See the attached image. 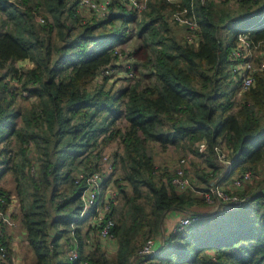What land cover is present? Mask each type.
<instances>
[{
	"label": "trees",
	"instance_id": "1",
	"mask_svg": "<svg viewBox=\"0 0 264 264\" xmlns=\"http://www.w3.org/2000/svg\"><path fill=\"white\" fill-rule=\"evenodd\" d=\"M228 1L180 0L188 13L193 9L198 25L195 42H187L170 28L172 12L179 6L167 0H147L141 15L122 0H111L105 15L84 22L78 12L80 0H0V13L5 14L0 16V79L9 75L17 80L21 96L30 101L21 113V105H13L16 92L1 80L0 179L19 164L15 179L31 183L30 191L18 185L20 209L13 215L25 228L34 254L29 264H264V70L256 71L253 84L238 94L236 77L228 69V52L241 29L235 26V12L259 3L251 16L264 20V0L234 1L233 7ZM246 29L253 41L264 42V23ZM133 34L143 43L121 49L120 55L113 51L116 43ZM56 38L60 44L53 43ZM121 57L126 60V77H133L132 64L141 59L153 81L132 82L116 93L111 87L104 89L111 73L101 71L117 69ZM97 76L100 83H92ZM18 116L22 125H16ZM119 117L126 121L123 129L115 122ZM11 136L21 158L9 164ZM202 140L205 152L198 151ZM115 141L122 154L113 151L110 165L101 167L100 153ZM151 141L162 147L182 141L190 152L204 156L211 175L223 168L212 158L214 146L230 149L231 166L224 173L222 169L219 178L246 170L254 174L237 191L244 197L242 205L221 206L212 213L190 210L192 202L208 204L193 191L172 184L174 170L155 166ZM86 150L89 153L81 156ZM116 155L132 192L126 194L125 184L115 179L125 200L117 211V205L111 206L118 246L114 257H106L98 248V228L86 224L82 230L90 211L80 215L83 182L75 183L73 172L99 171L106 181ZM206 175L205 170L199 179L203 185L194 187L208 189L212 176ZM0 193L5 195L0 213H5L9 191L0 184ZM139 197L152 201L149 213ZM169 208L198 219L169 233L155 253L140 256L138 250L150 236L135 249L128 230L121 229L123 221L131 217L136 224L147 214ZM1 234L4 258L12 264V249ZM74 238L77 256L69 258Z\"/></svg>",
	"mask_w": 264,
	"mask_h": 264
},
{
	"label": "built area",
	"instance_id": "2",
	"mask_svg": "<svg viewBox=\"0 0 264 264\" xmlns=\"http://www.w3.org/2000/svg\"><path fill=\"white\" fill-rule=\"evenodd\" d=\"M111 0H80V7L87 8L89 12L95 17L105 15L108 11V5ZM147 0H122L128 8H132L136 11V14L140 13L145 7ZM172 3H177L179 8L172 12L171 20L178 26L182 27L184 33L182 40L187 42H195V31L198 27L196 21V14L193 9L179 5L180 0H167ZM203 1V0H200ZM231 2L240 0H229ZM260 24L264 23V20L260 19ZM264 42H255L251 39L247 29H239L236 33L234 45L231 46L228 52L229 69L231 74L236 77L237 81V93L247 90L254 82V73L258 70H264ZM113 51L120 55L121 49L114 47ZM102 74L111 73L109 69H103ZM207 144L204 140L198 143V151L205 152ZM214 155L223 164V173L226 172L231 166L233 157L229 154V150L223 147L214 146ZM190 155L182 156L179 158L178 164L174 166V174L170 181L180 190H191L199 195L203 201L211 208H219L228 206L231 209L238 208L242 205L244 197L238 194V190L242 189L244 184L248 183L252 179L253 172L246 170L239 176H234L231 179L230 186H224L219 182H215L208 189H197L192 184L189 177L185 174V168L189 161ZM106 159V156H103ZM35 169L31 166V172ZM73 180L75 183L83 182V187L79 194L81 202L80 215L90 211L88 219H91V224L95 225L98 230L99 243L102 241L116 242L112 228L114 226V219L111 215V206L114 203V199L111 193L103 195L101 193L102 183L104 176L99 171H88L81 168H77L73 172ZM5 200L4 193H0V202ZM8 209V206H7ZM5 213H0V221L3 219ZM198 219V215L183 214L179 220V226H184L192 221ZM1 232V231H0ZM1 234V233H0ZM152 237L145 239L143 244L138 250L140 256L151 255L157 250L154 245ZM102 244V243H101ZM4 248L0 241V258L4 257ZM69 258H76V239H73V247L68 249ZM14 264V262L12 263ZM141 264V263H140Z\"/></svg>",
	"mask_w": 264,
	"mask_h": 264
},
{
	"label": "rangeland",
	"instance_id": "3",
	"mask_svg": "<svg viewBox=\"0 0 264 264\" xmlns=\"http://www.w3.org/2000/svg\"><path fill=\"white\" fill-rule=\"evenodd\" d=\"M237 5L235 2H227V6H235ZM258 6L259 3H257V5L255 4H250L248 8H242L243 10L240 12H235V17L237 19H239L235 26H237L238 28L241 29H246L252 25H254L255 22H259L256 21V18L254 16H251L253 13H255L258 10ZM79 12V11H78ZM80 15L82 16V21H88V20H92V13L89 12L87 10V8H83L80 7ZM262 13V12H261ZM64 14H66L64 12ZM141 15V12L138 13ZM260 14V12H258L256 15ZM137 15V14H136ZM0 16L2 17V19L4 18L5 14L0 13ZM1 20V19H0ZM133 24H130L128 28L133 29ZM177 26V25H176ZM172 23L170 24V28L173 31L174 35L176 36L177 39L182 40V35L184 33V30L180 27L177 26L176 27ZM6 28H10L11 26L9 24L5 25ZM56 26L53 27L52 31L53 33L55 32ZM224 32V31H223ZM54 44H60V41L56 38L55 41H53ZM142 40L139 39V37L136 34H133L132 37H130L129 39H125V41H122L120 43H116V45H114V47H118L119 49H123V50H129L132 49L140 44H142ZM264 49V48H263ZM132 61V59H131ZM119 63L121 64V66H119L117 69H114L109 78L106 80V82L104 83V89H107L108 87H111V91L113 92H119L120 90L123 89V87L125 85H129L132 82L134 83H140L139 85L148 83L153 81V77L150 75H146V73L148 72L147 68H144L142 66V60L139 59V61H135L132 66H135L134 68V72L135 74L132 73L133 77H131V75H129V77H126V73L124 72V67L126 66V60L124 59V57H121L119 59ZM30 66V63H29ZM136 69V70H135ZM229 69V67H228ZM4 70L1 72L3 73ZM229 72H231L229 70ZM2 75V74H1ZM3 79H5L7 81V85H8V89L9 90H14L16 93H14V99H13V105H21V113H23V109L25 107H28L30 104L29 98L28 96L26 97H22L20 92L18 91V87H19V83L17 80L11 78L9 75H5V77H3ZM0 79V82L1 80ZM101 80V76H97L96 78H94L92 80V83H96L99 84ZM33 98V97H32ZM116 124L120 127V128H124V126L126 125V121L123 117H119L116 119ZM22 125L23 124V120L21 119L20 116H18L16 118V125ZM14 138L11 136L9 137V139L7 140V142L10 143V148H9V155L11 156V162L9 164L12 163V161L16 160V159H20L21 155L19 153H17V148H16V144H14ZM150 149L152 151V155L153 158L155 159V161H157V168H161V167H168V166H172L174 165L173 163L175 162L176 164H178L179 158L180 156H184L185 154L190 155V159L188 161L189 165L193 164V166H197L200 162V157L198 156V154H194L190 151L189 148H187L183 142L181 141L180 143H176L175 145L173 144H167L165 147H162L159 145L158 142L156 141H151L149 142ZM4 145L3 142H0V147ZM9 147V146H8ZM34 147V144L32 145V148ZM117 150V152L119 153V155L122 154V146L118 143V142H112L110 145H108L107 147H105L102 152L100 153V157L98 158V162L100 164V162H102V167H107V165H110V161L112 160V153L113 151ZM88 150H86V152L84 151L81 156H85L88 153ZM92 154H94L95 150L91 151ZM190 152V153H188ZM102 156H106V160H104V158ZM106 161V162H104ZM167 164L168 166L164 165ZM172 164V165H171ZM104 165V166H103ZM79 166V165H78ZM111 169V168H110ZM19 164L16 165L15 167V171L13 172L12 170H7L3 173L2 178L0 179V184L6 188L9 191V201H8V209H7V213L5 215V219H6V224H7V228L9 230V235L8 236H12L13 237V242L15 245V252H16V262H14V264H23V260H26L24 264H29L30 262H33L34 259L31 258L33 254V251L31 249V247L27 244L25 245V243L23 242V234H22V224L20 223V221L17 219V217L13 216L14 214H16L19 211V203H20V198H21V193H19L18 191V185L20 188H22L25 191H30L31 190V183L28 180L22 179L20 178L19 180L15 179L14 175H19ZM36 170V168H35ZM35 170L33 171V173L35 172ZM66 170V168L64 169ZM27 171L28 168H27ZM104 172H106V169L103 170ZM261 172V174H263L261 168L259 170ZM112 172L113 175H117L116 178H119L118 176H123L124 175V169L121 163V160L119 159V156L117 157L116 155V163L114 164V167L112 168ZM106 176V175H104ZM121 181H123L122 183L125 184V189L127 190V193H129L131 191V188L128 184V182L126 180H124L122 177L119 178ZM19 183V184H18ZM114 187H116L114 185ZM144 189L147 190V188L143 187ZM117 190V189H116ZM23 192V191H22ZM111 192V191H110ZM125 196V194H124ZM117 206H116V211L120 209L121 204L123 203V198L122 195L120 193L117 194ZM221 208V207H219ZM219 208H211L209 207L207 212H215L218 211ZM12 215L9 216L7 214ZM127 218V217H126ZM3 221V220H1ZM85 223V222H84ZM74 225V224H73ZM86 226V223H85ZM137 240V243L142 239L141 237H136L135 238ZM63 241L64 239L61 241V246L63 245ZM62 250V249H61ZM29 252H31L29 255ZM26 253V254H25ZM26 255V257H25ZM28 255V256H27ZM30 257V258H29Z\"/></svg>",
	"mask_w": 264,
	"mask_h": 264
},
{
	"label": "crops",
	"instance_id": "4",
	"mask_svg": "<svg viewBox=\"0 0 264 264\" xmlns=\"http://www.w3.org/2000/svg\"><path fill=\"white\" fill-rule=\"evenodd\" d=\"M223 148L227 149V147H225L224 145H223ZM194 154H197V153H194ZM198 156L200 157L199 158L200 162H199V164L196 167L193 166V164L189 165V163H187V167L185 168V174L189 177V179L191 180L192 184H194L195 186H198V187L203 185L202 181L201 180L199 181V179L201 177V173L206 170V172L209 174V175H206V176H208V177L212 176L211 180L209 181V186L212 185L213 183H215V181H220L219 183H221L224 186H230L231 179L234 176H230L228 178L220 179L219 177H220L222 169H223L222 167H220V171L217 172L216 175H211L213 169L210 166V164L207 162V160L204 159L203 155L201 156V155L198 154ZM212 158L214 159V161L218 165L222 164V162L218 158H216V156L214 154L212 155ZM104 160H106V159H104ZM104 162H106V161H104ZM154 162H155V166H156L157 161H155V159H154ZM101 163L102 162H100V166L102 167ZM173 164L174 165L171 164L172 166H168L167 164H164V165L168 166V167H165V168H167V170H170L172 172L174 170V166H176L175 162ZM107 166H109V164ZM116 176L117 175H113V172H112V175H110L107 178L106 181H103L102 187H101V193L103 195H107V193H111L112 197L115 195L116 198L115 199L113 198L114 199L113 206L117 205L115 203H117V201H118V200H116L118 198L117 197L118 193H120L122 195V198H123V193L119 191V186H117V184L115 183V179H119L121 177L123 178L124 175L123 176H118L119 178H116ZM114 185L116 187H114ZM124 190H125V193L128 194V195H130V193L132 192V188H131V191L129 193H127V190L125 189V187H124ZM144 191H146V189H144ZM123 200H124V198H123ZM137 201L141 205H143L145 207L144 212H148V213L150 212V210H151L150 205H152V201H149V199H144L143 197L137 198ZM189 208H190V210H194V211L207 212L208 209H209V206L208 205H206V206H196L195 203L192 202V204L189 205ZM183 214H184V212H182V211H180L179 209H176V208H169L167 210H156L153 213L147 214L146 216H144V219H140L138 221V223H136V224L132 222L131 217L126 218L123 221V225H122L121 229H122V231H125L124 229L128 230V232L130 233V235H129V237H130L129 243L131 245H133V247L135 249H137L139 247V245L141 244V242L143 241V239L145 237L150 236V237L153 238V240L155 242L154 243L155 248L158 251V249L162 245L161 244L162 243V239L164 237L166 238L169 233L173 232L176 228H178L180 217ZM7 215L12 217V215H10V213L7 214ZM2 220L3 221H0V231H1L0 233H2L1 237H4L8 241L9 246L12 249V252H10V253L13 256L11 258V260H12L11 262L13 263V262H16V260H15L16 259V252H15V245H14L15 242L12 241L13 240L12 236H8L9 235V230L7 228L8 226L6 224L5 215L3 216ZM86 224L92 225L91 224V219H88V217L86 219ZM132 228H133V230H132ZM86 229H87V226H85V224H83L82 225V230L84 231ZM121 229H120V231H121ZM22 234L24 236L22 240L25 243V245H27V240L25 238L26 230H25L24 227H22ZM119 234H120V232H119ZM119 234L117 236V240L118 241H119ZM91 235H94V233L92 231H91ZM97 235H98V233H97ZM136 237H141L142 239L137 243V240L135 239ZM97 239H98V242H99V236L97 237ZM101 243L98 245L99 246L98 247L99 250L101 252H103L105 256L107 255L108 257H114L115 252L117 251L118 243L116 244L115 241L114 242L102 241ZM65 245H66V243L63 242V246H65ZM64 249H63V251H64ZM30 253L31 252H29V255H32ZM61 254L63 255L62 251H61ZM25 257H26V255H25ZM31 258L34 259V255H32ZM0 259H1L0 260L1 263L10 264V262H8L7 258L5 259L3 257V258H0ZM25 261L26 260L22 261L23 264L26 263ZM133 262L135 263L134 259H133Z\"/></svg>",
	"mask_w": 264,
	"mask_h": 264
},
{
	"label": "water",
	"instance_id": "5",
	"mask_svg": "<svg viewBox=\"0 0 264 264\" xmlns=\"http://www.w3.org/2000/svg\"><path fill=\"white\" fill-rule=\"evenodd\" d=\"M226 208H229L228 206H225Z\"/></svg>",
	"mask_w": 264,
	"mask_h": 264
}]
</instances>
